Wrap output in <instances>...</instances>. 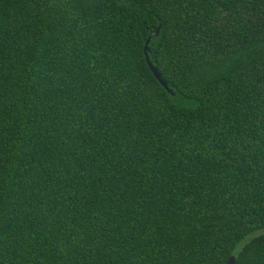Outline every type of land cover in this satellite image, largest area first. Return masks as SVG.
Instances as JSON below:
<instances>
[{"label":"trees","instance_id":"16d2710c","mask_svg":"<svg viewBox=\"0 0 264 264\" xmlns=\"http://www.w3.org/2000/svg\"><path fill=\"white\" fill-rule=\"evenodd\" d=\"M230 256L264 264V0H0V264Z\"/></svg>","mask_w":264,"mask_h":264},{"label":"water","instance_id":"95a60500","mask_svg":"<svg viewBox=\"0 0 264 264\" xmlns=\"http://www.w3.org/2000/svg\"><path fill=\"white\" fill-rule=\"evenodd\" d=\"M157 30H155L154 35L157 34ZM149 41V37L146 39L145 41V45H144V49H143V56H144V60L146 63L147 68L149 69L150 73L152 74L153 78L157 81V83L167 92V93H171V90L167 88L166 83L161 79L157 69L149 62L148 57H147V44ZM225 264H234V257L230 256L228 257V259L226 260Z\"/></svg>","mask_w":264,"mask_h":264},{"label":"rangeland","instance_id":"374dc122","mask_svg":"<svg viewBox=\"0 0 264 264\" xmlns=\"http://www.w3.org/2000/svg\"><path fill=\"white\" fill-rule=\"evenodd\" d=\"M246 240H247V237H246L243 241H241V242L239 243L238 247H239L240 245H242Z\"/></svg>","mask_w":264,"mask_h":264}]
</instances>
